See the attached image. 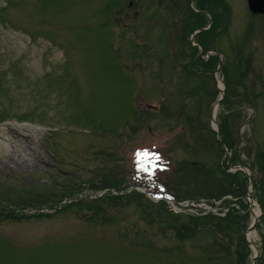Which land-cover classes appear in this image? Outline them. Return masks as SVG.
Here are the masks:
<instances>
[{
    "label": "rangeland",
    "instance_id": "obj_1",
    "mask_svg": "<svg viewBox=\"0 0 264 264\" xmlns=\"http://www.w3.org/2000/svg\"><path fill=\"white\" fill-rule=\"evenodd\" d=\"M178 3L0 0V264H264V15Z\"/></svg>",
    "mask_w": 264,
    "mask_h": 264
},
{
    "label": "bare ground",
    "instance_id": "obj_2",
    "mask_svg": "<svg viewBox=\"0 0 264 264\" xmlns=\"http://www.w3.org/2000/svg\"><path fill=\"white\" fill-rule=\"evenodd\" d=\"M24 128V127H23ZM37 129H39L38 127H36ZM27 132H30L31 134H33V132H34V130H32V132H31V130H28V129H25ZM21 135H26V132L25 133H21ZM11 134H8V133H6V137H5V140H6V142H8V144L10 143V140H11ZM1 138H4V137H2L1 136ZM11 146V145H10ZM7 149H8V145H7V143H2V142H0V151L2 152L3 150H5V151H7ZM255 210V209H254ZM255 214L256 215H259L260 214V211L257 209V210H255ZM253 234L254 233H249V238L250 239H252V236H253Z\"/></svg>",
    "mask_w": 264,
    "mask_h": 264
},
{
    "label": "water",
    "instance_id": "obj_3",
    "mask_svg": "<svg viewBox=\"0 0 264 264\" xmlns=\"http://www.w3.org/2000/svg\"><path fill=\"white\" fill-rule=\"evenodd\" d=\"M254 13H264V0H248Z\"/></svg>",
    "mask_w": 264,
    "mask_h": 264
},
{
    "label": "flooded vegetation",
    "instance_id": "obj_4",
    "mask_svg": "<svg viewBox=\"0 0 264 264\" xmlns=\"http://www.w3.org/2000/svg\"><path fill=\"white\" fill-rule=\"evenodd\" d=\"M204 1H206V0H204ZM193 10H195V8H194ZM197 11L199 12L198 14H195L194 12H193V14H190L191 16H190L189 18H190V24H191V25H195V24H197V23H196V22H197V21H196V18H197V17L200 18L201 13H204V14L206 13V14H207V13L211 12V11H210L209 9H207L206 7H205L204 9H202V8H201V9H198ZM212 11H213V10H212ZM215 11H216V10H214L213 12L215 13Z\"/></svg>",
    "mask_w": 264,
    "mask_h": 264
},
{
    "label": "snow or ice",
    "instance_id": "obj_5",
    "mask_svg": "<svg viewBox=\"0 0 264 264\" xmlns=\"http://www.w3.org/2000/svg\"><path fill=\"white\" fill-rule=\"evenodd\" d=\"M138 155L146 156V155H148V152H147V150H143V151L139 152ZM153 155H155L157 158H159V154L154 153Z\"/></svg>",
    "mask_w": 264,
    "mask_h": 264
}]
</instances>
